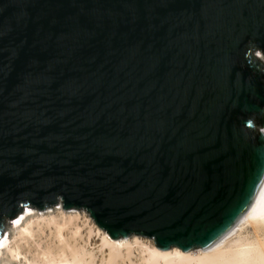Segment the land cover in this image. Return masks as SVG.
I'll use <instances>...</instances> for the list:
<instances>
[{
    "label": "water",
    "instance_id": "water-1",
    "mask_svg": "<svg viewBox=\"0 0 264 264\" xmlns=\"http://www.w3.org/2000/svg\"><path fill=\"white\" fill-rule=\"evenodd\" d=\"M264 185V0H0V239L27 207L210 249Z\"/></svg>",
    "mask_w": 264,
    "mask_h": 264
},
{
    "label": "bare ground",
    "instance_id": "bare-ground-1",
    "mask_svg": "<svg viewBox=\"0 0 264 264\" xmlns=\"http://www.w3.org/2000/svg\"><path fill=\"white\" fill-rule=\"evenodd\" d=\"M36 210L6 222L0 264H264V185L248 213L206 251L161 250L138 235L114 240L78 210Z\"/></svg>",
    "mask_w": 264,
    "mask_h": 264
},
{
    "label": "rangeland",
    "instance_id": "rangeland-1",
    "mask_svg": "<svg viewBox=\"0 0 264 264\" xmlns=\"http://www.w3.org/2000/svg\"><path fill=\"white\" fill-rule=\"evenodd\" d=\"M56 207H59V206H62L61 204H57V205H55ZM55 206H53V207H55ZM52 207V206H51ZM69 210H78V211H80V212H82V214H84V215H86L85 216V218H86V220L88 221V222H90L91 223V221L93 220V218L90 216V214L87 212V210H85V209H69ZM36 211H39L38 209L36 210ZM66 211H68V210H66ZM40 213L41 212H43L42 210L41 211H39ZM88 215V216H87ZM15 219H13V220H9V221H11V222H13ZM8 221V222H9ZM6 226V225H5ZM4 230H5V228H4ZM249 232H252V229H251V227H249ZM147 239V238H146ZM148 240H151L150 238H148ZM155 244V243H154ZM201 250V249H200ZM198 253H200V252H198Z\"/></svg>",
    "mask_w": 264,
    "mask_h": 264
}]
</instances>
